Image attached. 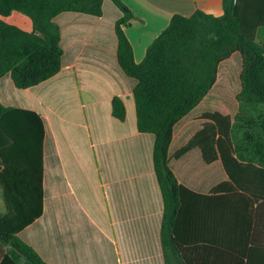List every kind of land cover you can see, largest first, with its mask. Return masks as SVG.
Instances as JSON below:
<instances>
[{
    "label": "crops",
    "instance_id": "1",
    "mask_svg": "<svg viewBox=\"0 0 264 264\" xmlns=\"http://www.w3.org/2000/svg\"><path fill=\"white\" fill-rule=\"evenodd\" d=\"M123 1L135 14L124 32L136 62H141L148 45L174 14L223 13L222 0ZM121 15L111 0H103L101 16L59 13L54 21L61 30L60 70L24 89L16 88L9 74L0 77V103L35 111L44 123L42 213L18 236L50 264H165L163 199L152 161L154 135L138 131L133 99L136 80L117 61L114 24ZM1 19L33 30L32 21L21 12L14 10ZM256 41L264 46V25L256 30ZM241 62L239 52L223 60L212 88L173 128L168 164L181 184L201 194H211L214 186L228 179L220 160L205 162L198 146L179 157L176 152L202 128L204 112L230 116L237 112ZM114 96L124 101L123 121L111 113ZM236 102L237 108L231 109ZM60 104L76 119L68 113L65 121L73 127L58 136L49 124V114L59 118ZM92 181L95 194H91ZM234 216L228 221L234 223ZM203 231L181 233L183 240H195L181 245L184 264H264V249L251 260L232 251L242 247L244 252L252 246L246 240L251 234L247 228L215 224ZM255 239L257 246H264V227ZM200 246L202 252H198ZM5 253L0 243V263Z\"/></svg>",
    "mask_w": 264,
    "mask_h": 264
},
{
    "label": "trees",
    "instance_id": "2",
    "mask_svg": "<svg viewBox=\"0 0 264 264\" xmlns=\"http://www.w3.org/2000/svg\"><path fill=\"white\" fill-rule=\"evenodd\" d=\"M111 1L122 12L114 24L117 61L136 80V126L139 132L154 135L152 161L163 199L165 264H184L181 245L195 240H183L181 233L202 234L215 224L251 231L246 240L252 246L244 252L242 247L232 250L251 260L264 249L255 239L264 227V46L256 41V30L264 25V0H222L219 16L200 10L190 16L174 14L148 45L141 62L134 60L124 32L135 14L123 0ZM102 2L0 0V77L9 74L14 86L24 89L55 75L61 68L63 48L54 17L61 12L101 16ZM14 10L30 18L32 31L1 19ZM234 52L242 58L237 112L234 116L204 112L202 128L176 152L179 157L198 146L205 162L220 160L228 179L214 186L211 194H201L178 181L168 164V147L174 125L205 97L216 81L219 64ZM111 113L120 121L125 119L121 97L112 98ZM44 134L38 113L0 103V192L4 203L0 243L6 247L0 264H50L18 236L42 213ZM219 193V198L212 197ZM231 215H235L234 223L228 221ZM198 250L202 252V246Z\"/></svg>",
    "mask_w": 264,
    "mask_h": 264
},
{
    "label": "rangeland",
    "instance_id": "3",
    "mask_svg": "<svg viewBox=\"0 0 264 264\" xmlns=\"http://www.w3.org/2000/svg\"><path fill=\"white\" fill-rule=\"evenodd\" d=\"M60 115L59 118L56 117V115L54 114H49V119L50 122L49 124L52 126L53 131L59 136L62 132H64L65 130H68L69 128H72L73 126H71L70 124L66 123L67 121H65V116L69 117L68 113H70L71 115H73L76 119V116L73 112H67V109H69L68 107H64L63 104H60ZM204 105H201L199 108H203ZM237 102L232 105L230 108L231 109H236L237 107ZM207 107H212V106H207ZM214 107V106H213ZM73 118V117H72ZM69 146V145H68ZM91 179L94 178V175H91ZM90 188H91V194H95V188L96 185L95 183L92 181L90 184ZM4 211V203L2 200V196H1V192H0V212Z\"/></svg>",
    "mask_w": 264,
    "mask_h": 264
}]
</instances>
